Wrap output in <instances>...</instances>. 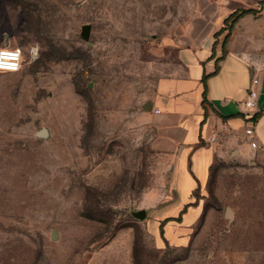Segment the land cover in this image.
<instances>
[{"label": "rangeland", "instance_id": "obj_1", "mask_svg": "<svg viewBox=\"0 0 264 264\" xmlns=\"http://www.w3.org/2000/svg\"><path fill=\"white\" fill-rule=\"evenodd\" d=\"M192 2L0 0V48L25 57L0 73V264H264V142L212 164L192 223L169 218L160 247L151 234L178 195L140 113Z\"/></svg>", "mask_w": 264, "mask_h": 264}, {"label": "crops", "instance_id": "obj_2", "mask_svg": "<svg viewBox=\"0 0 264 264\" xmlns=\"http://www.w3.org/2000/svg\"><path fill=\"white\" fill-rule=\"evenodd\" d=\"M186 17L166 43L175 52L172 70L156 81L140 113L150 149L171 173L165 192L178 195L151 218L159 247V222L175 218L190 202L212 164L248 161L264 142V55L255 52L260 48L256 37L264 34V0H193ZM252 78L258 80V95L249 114L258 116L250 121L242 115V102ZM248 126L255 148L244 136ZM199 213V207L189 206L180 224L189 225Z\"/></svg>", "mask_w": 264, "mask_h": 264}, {"label": "clouds", "instance_id": "obj_3", "mask_svg": "<svg viewBox=\"0 0 264 264\" xmlns=\"http://www.w3.org/2000/svg\"><path fill=\"white\" fill-rule=\"evenodd\" d=\"M41 46L39 42H33L28 46V55L31 62H35L40 57ZM24 50L17 47L14 50L8 48H0V73L18 72L23 67Z\"/></svg>", "mask_w": 264, "mask_h": 264}, {"label": "built area", "instance_id": "obj_4", "mask_svg": "<svg viewBox=\"0 0 264 264\" xmlns=\"http://www.w3.org/2000/svg\"><path fill=\"white\" fill-rule=\"evenodd\" d=\"M14 49H11V50H14ZM9 73H12V72H9ZM257 85H258V80L256 78H252L251 81H250L249 88H248L247 93H246V97H245V99L242 102V106H243L242 115L244 116V118L246 120L250 119V121H251L252 116H253V115L249 114V111L254 109V107H255V101H256V98H257V95H258L257 90H256ZM244 136L250 139V143H249L250 146L252 148H255L256 147V143H255V141L252 140V138H253V129H252L251 126H248V127L245 128Z\"/></svg>", "mask_w": 264, "mask_h": 264}, {"label": "water", "instance_id": "obj_5", "mask_svg": "<svg viewBox=\"0 0 264 264\" xmlns=\"http://www.w3.org/2000/svg\"><path fill=\"white\" fill-rule=\"evenodd\" d=\"M88 35H89V27L86 25V26H83L82 27V31H81V37L83 40H87L88 39ZM150 108L147 107V110H149ZM37 135L39 137H42V138H46L47 137V131L45 129H42L40 130ZM229 215V214H228ZM133 217L137 220H143L145 218V211L144 210H138V211H135L133 213Z\"/></svg>", "mask_w": 264, "mask_h": 264}, {"label": "trees", "instance_id": "obj_6", "mask_svg": "<svg viewBox=\"0 0 264 264\" xmlns=\"http://www.w3.org/2000/svg\"><path fill=\"white\" fill-rule=\"evenodd\" d=\"M205 79H206V77L204 76L203 79H202V83H203V86H204V87H205ZM204 102H205V97H204L203 103H204ZM257 116H258L257 114L254 115V116L252 117V120H256ZM188 206H190L189 203H187L186 205H184L183 209L180 211V215L183 214V213L185 212V209H186ZM169 220H170V219H165V220L160 224V226H159V232H160V234L163 233V231H162V225H163L165 222L169 221Z\"/></svg>", "mask_w": 264, "mask_h": 264}]
</instances>
